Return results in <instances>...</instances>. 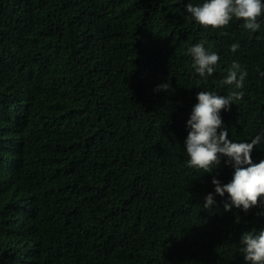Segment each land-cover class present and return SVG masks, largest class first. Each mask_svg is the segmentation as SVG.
Masks as SVG:
<instances>
[{"label":"trees","instance_id":"16d2710c","mask_svg":"<svg viewBox=\"0 0 264 264\" xmlns=\"http://www.w3.org/2000/svg\"><path fill=\"white\" fill-rule=\"evenodd\" d=\"M187 2L0 0V264H244L264 204L203 209L231 169L189 167L183 140L201 90L243 91L222 111L229 138L264 131V16L256 33L213 29ZM204 38L220 60L198 85L187 49ZM233 61L243 89L221 84Z\"/></svg>","mask_w":264,"mask_h":264},{"label":"clouds","instance_id":"9594fccd","mask_svg":"<svg viewBox=\"0 0 264 264\" xmlns=\"http://www.w3.org/2000/svg\"><path fill=\"white\" fill-rule=\"evenodd\" d=\"M183 3V0H178ZM189 18L202 26L213 29L226 26L235 19H243V27L256 33L261 27L259 17L264 16V0H200L198 3H184ZM207 39H201L188 47L192 66L200 81H207L212 76L220 60L215 51L207 47ZM231 52L240 47L238 42L232 43ZM248 73L246 69L233 61L227 69L222 85L243 89ZM264 76V71L260 72ZM171 91L172 86L166 80L156 86L154 91ZM243 91H232L228 95L217 94L215 91L201 90L195 93V103L191 107L185 122L186 136L183 148L188 157L187 165L201 170L203 174L213 173L223 161V165L231 169V178L223 182L218 173L211 178L214 191L204 196L203 209L213 211L217 204L215 197L224 198L223 211L237 209L247 213L250 209L259 208L264 204V159L255 162L252 152L264 139V131L256 134L250 141H236L229 138V130L225 126L222 111H227L234 101L243 97ZM264 217V209L256 213ZM235 216V223L241 217ZM239 252L242 253L244 264H264V228L245 230L239 236Z\"/></svg>","mask_w":264,"mask_h":264}]
</instances>
